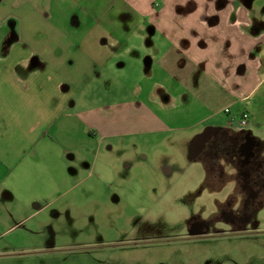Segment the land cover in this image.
I'll return each mask as SVG.
<instances>
[{
	"label": "crops",
	"instance_id": "1",
	"mask_svg": "<svg viewBox=\"0 0 264 264\" xmlns=\"http://www.w3.org/2000/svg\"><path fill=\"white\" fill-rule=\"evenodd\" d=\"M251 6L0 0V189L19 181L36 191L9 192L6 208H37L50 192L43 181L55 190L74 181V153L106 139L192 134L217 175L227 160L264 169V16ZM226 108L250 111L244 131L229 124ZM3 220L5 230L25 222Z\"/></svg>",
	"mask_w": 264,
	"mask_h": 264
},
{
	"label": "rangeland",
	"instance_id": "2",
	"mask_svg": "<svg viewBox=\"0 0 264 264\" xmlns=\"http://www.w3.org/2000/svg\"><path fill=\"white\" fill-rule=\"evenodd\" d=\"M251 2L254 15L264 16V0ZM197 137L114 138L75 152L67 166L74 181L59 190L53 180L43 181L49 196L25 211L5 203L11 191L34 194V182L11 187L6 181L0 264H264V169L243 168L256 181L236 190L221 179L240 168L222 161L225 177L215 176L217 167L198 158ZM2 219L7 227L25 222L5 230ZM22 248L27 254L16 253Z\"/></svg>",
	"mask_w": 264,
	"mask_h": 264
},
{
	"label": "flooded vegetation",
	"instance_id": "3",
	"mask_svg": "<svg viewBox=\"0 0 264 264\" xmlns=\"http://www.w3.org/2000/svg\"><path fill=\"white\" fill-rule=\"evenodd\" d=\"M231 166H233L234 168H240V169H238V170H242L243 168H246V169H249L250 168V164L249 165H247L246 163H233V164H231ZM245 175H247V176H245ZM215 176H221V177H225V174L224 175H215ZM232 177V179H225V178H223V179H221V181H223V182H226V181H230V182H234V183H236V184H234V188L237 190V189H241V187L240 186H244V188L245 187H248L247 185H245V184H243L242 182L243 181H245V183L247 182V181H250V188H251V181H252V179H255L256 177H254L253 175H251V174H234V175H232L231 176ZM212 181H215V179H213ZM255 181H256V179H255Z\"/></svg>",
	"mask_w": 264,
	"mask_h": 264
},
{
	"label": "built area",
	"instance_id": "4",
	"mask_svg": "<svg viewBox=\"0 0 264 264\" xmlns=\"http://www.w3.org/2000/svg\"><path fill=\"white\" fill-rule=\"evenodd\" d=\"M226 113L229 114V124L240 131H244L250 120L251 113L249 110L244 109L239 113L233 114L230 108L225 109Z\"/></svg>",
	"mask_w": 264,
	"mask_h": 264
}]
</instances>
